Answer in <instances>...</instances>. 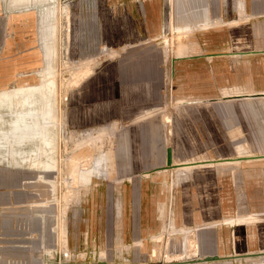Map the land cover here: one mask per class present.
<instances>
[{"label":"rangeland","instance_id":"1","mask_svg":"<svg viewBox=\"0 0 264 264\" xmlns=\"http://www.w3.org/2000/svg\"><path fill=\"white\" fill-rule=\"evenodd\" d=\"M160 5L163 15L153 25L145 1L0 0V15L33 17L23 21L32 22L36 40L31 75L22 72L0 88L14 96L0 104V168L19 174L0 191L19 194L10 201L30 204L51 221L50 264H264V252L230 255L264 236V228H243L239 243L235 225L251 204L264 203L263 175L250 171L262 164L149 171L162 164L167 145L174 158L189 160L235 155L238 147L264 151V99H230L233 111L222 116L205 97H221L233 80L222 83L211 73L208 83L202 62L191 76L183 67L177 77L176 58L173 67L170 62L177 42L228 25L221 22L224 6L214 0ZM204 14L216 23L177 35L176 25L192 27ZM128 58L151 65L119 83L116 65ZM254 63L253 85L264 87L263 52L241 55L235 78L251 81ZM208 84L211 90L204 89ZM20 95L33 105L23 107ZM30 107L19 122V110ZM123 132L125 154L117 152ZM108 148L114 161L106 177ZM100 152L104 169L96 174L92 161ZM185 170L192 176L178 181Z\"/></svg>","mask_w":264,"mask_h":264},{"label":"crops","instance_id":"2","mask_svg":"<svg viewBox=\"0 0 264 264\" xmlns=\"http://www.w3.org/2000/svg\"><path fill=\"white\" fill-rule=\"evenodd\" d=\"M126 1L134 3L138 1L148 2L149 18L152 20L151 22L153 25H156L163 15L162 7L160 5L163 0ZM214 2H218L220 3V6H224L222 10H220V15L222 17L221 22L228 25L221 26V28L204 30L201 34L202 36H200V39H197V41L188 39L187 41H183L181 45L177 42L176 47H173L172 49L173 56L170 58V62H172L173 67V61L176 58L177 77H179L183 67L187 68L188 77L189 73L191 76L194 72L191 68L194 67L197 62H202L204 68L203 74L208 76V83L211 82V73L218 75L220 78L219 82L222 83L224 82V78L227 80L228 78H231L233 80L234 83L232 86L228 87L229 89H223V93L221 94L223 99H221L220 96L205 97L206 99L212 100L214 111L223 116L224 114L233 111L230 99H236L239 103L242 99H264V97H260L261 95L232 96L264 92V87L257 88L253 85L252 81L254 75L258 73L257 63L252 65L254 67L251 68V81H247L243 84L240 80L235 78L241 72V70L237 69V59L241 55H253L260 52L264 53V0H214ZM243 9L244 13H239L238 10ZM13 13V16L0 15V88L11 84V82L17 77H20L22 72H28L26 76H30L32 68L36 66V40L31 33L32 22L23 21L24 19L29 17L32 19L33 17L19 11H14ZM245 16L247 18L249 17L248 23L240 22ZM195 18L197 23L192 27L186 23L176 25V30L178 32L177 35L183 33V36H188L189 32H191L196 25L201 28H209L210 25L216 23V21H211L206 14L201 18ZM254 23L257 24V26L253 27L252 24ZM247 25L249 26L247 32L249 38L245 37L244 39L243 30L244 26ZM173 27L174 25H172V28ZM7 31H9L10 34H7ZM97 39V35H93L92 40L95 42ZM195 42H197V46ZM147 65H151V62L138 60V58L120 60L115 68L120 77L118 78L119 83L121 81L126 82L132 75H142L148 67ZM204 89L211 90L210 84ZM13 98L14 96L12 95L11 100H13ZM4 100L9 99L0 94V104H4ZM248 101L249 103L253 102V100ZM257 102L261 103L262 101L259 100ZM142 130H144V128ZM126 144V133L123 132L118 141L117 152L125 154L127 148ZM110 152H113L111 148L104 150V157L106 155L109 156L111 154ZM165 153L166 151H164L162 164L165 162ZM103 154L100 152L99 156L92 161V170L96 174L99 172V165H104V162L100 161ZM260 154H264V151L253 153L247 149L238 147L235 155H223L209 159H176L173 156V163L180 166H177L176 168L164 167L160 168L159 171L177 169L178 172H176L179 173L185 168L191 167L197 168L198 166H209L214 164L219 166L220 164L226 163L247 162L252 164H262V167L259 169L255 167L254 169L252 166L250 171L253 174L259 171L264 179V156H254ZM240 156L245 157L238 158ZM108 161L111 162L109 158ZM108 161H105V165ZM188 163L190 165L183 166ZM158 166H155L149 171L156 170L155 168ZM188 173L189 172L185 170V174L178 181L185 180L189 176H192ZM18 177L19 174L17 172H4L2 168H0V188L5 185H12L13 179H17ZM261 189L264 194V186H261ZM10 195L5 192V190L0 191V264H50L51 239L56 237V232L54 233V231H52L51 221L45 217L44 213H34L30 210L31 208H28L30 204L12 203L10 200L13 197L18 199L19 194ZM247 210L236 216V219L240 217V220H238V218L236 222L232 218L224 219L225 222H235L236 236L238 239L241 237L240 241L238 240L239 243L242 241V236H244L243 228L245 230L248 228H264V203L256 205L251 204L250 208ZM238 228H240V233ZM253 229L251 231L252 233L254 232ZM261 233H264V230ZM246 234L248 235V232H246ZM249 247L251 250H249ZM241 248V251L236 252L238 254L230 255L232 257H242L246 254L263 253L264 236H262V239L258 242L252 239L245 250H243V245ZM255 249H257V251H254Z\"/></svg>","mask_w":264,"mask_h":264},{"label":"bare ground","instance_id":"3","mask_svg":"<svg viewBox=\"0 0 264 264\" xmlns=\"http://www.w3.org/2000/svg\"><path fill=\"white\" fill-rule=\"evenodd\" d=\"M8 101H10L11 99H12V95L11 94H9L8 96ZM260 97H264L263 95H261ZM20 98H23V100H24V105H23V107H25L26 105H33V104H28L27 103V101L25 100L26 99V97L25 96H23V95H20ZM41 99H44V100H42V101H45L44 102V104H46V99H45V97L44 98H41ZM26 108V107H25ZM32 107H30V108H27V110L26 109H23V110H19V114H18V117H19V122H25V120H24V117L26 118V115L28 114L27 113V111H29L30 109H31ZM28 116V115H27ZM27 120V119H26ZM28 130V129H27ZM118 148V147H117ZM107 153V152H106ZM111 153V152H110ZM99 156V155H98ZM108 158H109V160H111V162H109L108 161ZM104 159H105V161H108V163L105 165V175H106V177L107 176H109V174L112 172V169H113V161H114V152H112L109 156H105L104 157ZM103 160V157L100 159V161H102ZM98 161V160H97ZM172 162H173V160H172ZM210 162V161H209ZM208 163V162H207ZM173 165L172 166H170V167H165V168H176L177 166H180V165H174L175 163H172ZM188 165H190L189 163L188 164H185V165H183L184 167L185 166H188ZM102 166V165H101ZM100 165H99V171H102L104 168H103V166H102V169L100 168L101 167ZM111 169V170H110ZM109 170H110V172H109ZM180 178V177H179ZM204 260V259H203ZM203 260H200V261H203ZM206 261V260H205Z\"/></svg>","mask_w":264,"mask_h":264},{"label":"water","instance_id":"4","mask_svg":"<svg viewBox=\"0 0 264 264\" xmlns=\"http://www.w3.org/2000/svg\"><path fill=\"white\" fill-rule=\"evenodd\" d=\"M244 95H252V96L263 95L264 96V93H262V92H255V93H252V94H239V95H232V96H244ZM165 151H166V153H165V162H164V164L159 165L155 169H157V168H164V167H170V166L173 165L172 164L173 163L172 162V160H173V150H172V146H170V145L166 146ZM254 156H264V154L254 155ZM241 157H245V156H240L238 158H241ZM226 159H232V158H226ZM215 258H218V256L217 255L207 256L204 260L215 259Z\"/></svg>","mask_w":264,"mask_h":264}]
</instances>
